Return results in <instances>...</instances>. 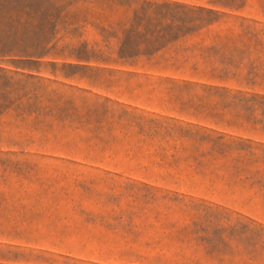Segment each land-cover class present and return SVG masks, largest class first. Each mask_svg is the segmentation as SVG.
I'll use <instances>...</instances> for the list:
<instances>
[{"label": "rangeland", "instance_id": "rangeland-1", "mask_svg": "<svg viewBox=\"0 0 264 264\" xmlns=\"http://www.w3.org/2000/svg\"><path fill=\"white\" fill-rule=\"evenodd\" d=\"M152 1L211 9L212 23L150 61L55 59L39 76L68 116L0 118V264H264V130L249 116L261 117L250 99L264 98V45L245 35L264 28V0ZM79 26L102 56V27ZM243 45L254 69L204 76Z\"/></svg>", "mask_w": 264, "mask_h": 264}, {"label": "trees", "instance_id": "trees-1", "mask_svg": "<svg viewBox=\"0 0 264 264\" xmlns=\"http://www.w3.org/2000/svg\"><path fill=\"white\" fill-rule=\"evenodd\" d=\"M95 6L98 9L94 10ZM108 10L116 16L111 17ZM212 13L204 7L152 0H0V118H32L40 124L59 111L67 117L69 101L51 88L52 81L39 76L43 65L56 67L53 60L62 59L67 61L61 64L62 69H87L90 62L109 65L150 61L170 44L211 24H202L201 16ZM91 19L102 27V42L107 49L102 56L88 51L86 40H79V23L87 24ZM245 31L257 45H264L260 40L264 28L248 26ZM252 48L243 45L241 55H232L226 68L213 69L204 76L209 80L237 77V71L229 68L237 70L243 63L254 69L258 61L247 58ZM236 96L245 103L253 100L257 104L252 112L259 111L261 117L253 113L249 116L253 124H263L264 130V98ZM184 136L210 143L211 147H254L248 140L226 143L223 136H193L191 131H185Z\"/></svg>", "mask_w": 264, "mask_h": 264}]
</instances>
